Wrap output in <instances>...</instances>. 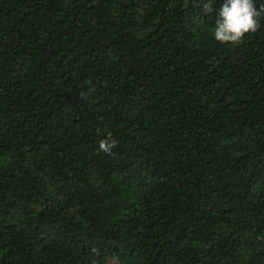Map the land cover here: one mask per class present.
Here are the masks:
<instances>
[{
	"label": "trees",
	"instance_id": "1",
	"mask_svg": "<svg viewBox=\"0 0 264 264\" xmlns=\"http://www.w3.org/2000/svg\"><path fill=\"white\" fill-rule=\"evenodd\" d=\"M198 3L0 0V264H264V19Z\"/></svg>",
	"mask_w": 264,
	"mask_h": 264
},
{
	"label": "clouds",
	"instance_id": "2",
	"mask_svg": "<svg viewBox=\"0 0 264 264\" xmlns=\"http://www.w3.org/2000/svg\"><path fill=\"white\" fill-rule=\"evenodd\" d=\"M195 6L199 9L195 17L197 23L204 16L215 13L214 39L221 44H239L246 35L256 33L264 19V5L258 8L255 0H223L216 9L213 8V0H199ZM98 144L99 151L111 155L117 141L109 132Z\"/></svg>",
	"mask_w": 264,
	"mask_h": 264
}]
</instances>
